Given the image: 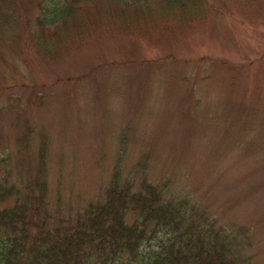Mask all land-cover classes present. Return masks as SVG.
Returning a JSON list of instances; mask_svg holds the SVG:
<instances>
[{
	"label": "rangeland",
	"instance_id": "374dc122",
	"mask_svg": "<svg viewBox=\"0 0 264 264\" xmlns=\"http://www.w3.org/2000/svg\"><path fill=\"white\" fill-rule=\"evenodd\" d=\"M212 1L221 13L213 29L189 34L167 58L133 38L121 52L84 50L54 66L0 50V177L8 172L21 186L40 170L50 212L74 218L103 193L126 137L123 176L147 155L151 181L170 175L171 185L190 190L219 223L252 229V261L264 264L263 110L245 105L243 90L235 92L226 121L230 105L217 78L199 89L204 93L181 80L195 86L198 75L223 60L240 69L237 80L249 92L260 86L263 101L264 0ZM125 58L135 63L115 65ZM39 92L47 95L40 107L33 103ZM42 141L45 166L38 164Z\"/></svg>",
	"mask_w": 264,
	"mask_h": 264
},
{
	"label": "trees",
	"instance_id": "16d2710c",
	"mask_svg": "<svg viewBox=\"0 0 264 264\" xmlns=\"http://www.w3.org/2000/svg\"><path fill=\"white\" fill-rule=\"evenodd\" d=\"M220 15L212 0H0V50L13 58L35 57L54 66L84 50L121 52L133 38L161 48L167 58L189 34L203 27L213 29ZM130 63L135 61L125 58L115 65ZM239 70L221 60L198 75L192 82L195 86L189 78L181 80L196 93L203 85L208 87L207 80L212 78L213 83L217 78L230 105L222 115L226 121L236 104L231 94L242 90L245 105L260 107L264 119L262 89L257 84L252 92L244 88L237 80ZM220 71L231 75L216 76ZM45 98L39 92L34 105L43 106ZM12 100L17 105L18 99L11 97L8 104L12 106ZM126 141L125 137L119 144L120 154L101 196L74 218H55L50 212L47 179L40 170L21 186L10 180L8 172L3 174L0 264H254L252 229L219 223L192 200L190 190L171 185L170 175L151 181L147 155L123 176ZM44 142L41 166H45ZM58 203L55 213H60Z\"/></svg>",
	"mask_w": 264,
	"mask_h": 264
}]
</instances>
